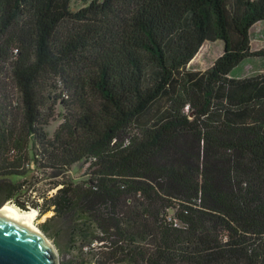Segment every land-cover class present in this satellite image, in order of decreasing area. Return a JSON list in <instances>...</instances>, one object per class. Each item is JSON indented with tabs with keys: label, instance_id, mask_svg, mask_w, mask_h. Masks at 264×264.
<instances>
[{
	"label": "trees",
	"instance_id": "1",
	"mask_svg": "<svg viewBox=\"0 0 264 264\" xmlns=\"http://www.w3.org/2000/svg\"><path fill=\"white\" fill-rule=\"evenodd\" d=\"M261 22L264 0H0V208L35 168L69 264H264V73L231 76Z\"/></svg>",
	"mask_w": 264,
	"mask_h": 264
},
{
	"label": "rangeland",
	"instance_id": "2",
	"mask_svg": "<svg viewBox=\"0 0 264 264\" xmlns=\"http://www.w3.org/2000/svg\"><path fill=\"white\" fill-rule=\"evenodd\" d=\"M252 38V50L254 52L260 51L264 49V22L259 23L256 25V27L252 30L251 34ZM224 49V44L221 41H217L214 43L206 42L202 48L200 49L199 53L195 56V63L191 66L189 65V69L191 70H206L210 68L215 60L222 55ZM193 59V60H194ZM260 73H264V57L260 56H253L248 59H246L244 62H242L231 74L232 77L235 78H244L248 76L257 75ZM11 97L16 98V100L19 99V96L15 90L11 93ZM61 111V108H58V112ZM59 119L57 121H53L51 124V127L48 128V130L52 133L55 131L57 126L59 125ZM84 172L83 166H80V164H77L73 167L71 172H67L66 175L69 177H74L80 179L82 177ZM41 174L38 172L35 168L31 171L27 172V181L30 183L29 186L26 187V191L24 196H21L20 199L22 200L21 203L17 202H7V204L15 205L18 209H20L23 212H36V218L34 220L37 228L44 232L41 225L45 223L47 220L53 217L54 211L50 210L48 212L42 213L43 205L45 202L44 192L50 196V192L53 188L50 190H45L47 187H53L52 183L55 179L54 177H51L49 174ZM51 183V184H49ZM54 194V192H53ZM25 197L26 199L24 200ZM47 197V196H46ZM41 198V199H40ZM43 199V200H42ZM28 203H27V202ZM20 205V207H19ZM4 207V205L2 206ZM1 207V208H2ZM45 235L51 240L53 245L56 247L58 254H59V260L60 264H69L72 262V259L74 258V255L76 252L72 250V246H70L71 242L69 239V235L66 232H63L60 237H56L54 239L52 236L46 234ZM59 244V248L56 245ZM90 259V258H88ZM88 262H91V260H88ZM94 264V263H93Z\"/></svg>",
	"mask_w": 264,
	"mask_h": 264
},
{
	"label": "water",
	"instance_id": "3",
	"mask_svg": "<svg viewBox=\"0 0 264 264\" xmlns=\"http://www.w3.org/2000/svg\"><path fill=\"white\" fill-rule=\"evenodd\" d=\"M0 264H60V260L44 232L22 224L0 208Z\"/></svg>",
	"mask_w": 264,
	"mask_h": 264
},
{
	"label": "bare ground",
	"instance_id": "4",
	"mask_svg": "<svg viewBox=\"0 0 264 264\" xmlns=\"http://www.w3.org/2000/svg\"><path fill=\"white\" fill-rule=\"evenodd\" d=\"M194 63H195V59L192 60L190 65L192 66ZM1 210L4 213L9 214L12 217L16 218L22 224H25L26 226L39 231V229L37 228L34 222L36 215H37L36 212H23L20 209H18L15 205H12V204L4 205V207H2Z\"/></svg>",
	"mask_w": 264,
	"mask_h": 264
},
{
	"label": "built area",
	"instance_id": "5",
	"mask_svg": "<svg viewBox=\"0 0 264 264\" xmlns=\"http://www.w3.org/2000/svg\"><path fill=\"white\" fill-rule=\"evenodd\" d=\"M34 169V168H33ZM32 169V170H33ZM38 171V170H37ZM38 172H40V171H38ZM30 185H31V182H30ZM30 185H27V186H29L28 188H30ZM61 187V185H59V186H57V187H47L45 190H50L51 188H53L52 189V191L50 192V196L48 195V193H47V198H50V197H52L53 196V192H54V194L57 192V190L59 189ZM25 189H26V187H25ZM44 195L46 194L45 192L43 193ZM24 198V200L26 199L25 197H23ZM41 199V198H40ZM43 200V199H42ZM9 202H13V201H9ZM27 202V201H26ZM15 203V202H14ZM28 203V202H27ZM20 207V206H19ZM21 208V207H20Z\"/></svg>",
	"mask_w": 264,
	"mask_h": 264
}]
</instances>
